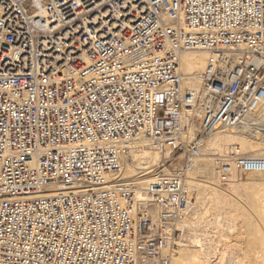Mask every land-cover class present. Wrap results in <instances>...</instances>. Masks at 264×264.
<instances>
[{
    "label": "built area",
    "instance_id": "built-area-1",
    "mask_svg": "<svg viewBox=\"0 0 264 264\" xmlns=\"http://www.w3.org/2000/svg\"><path fill=\"white\" fill-rule=\"evenodd\" d=\"M186 50L210 53L198 89ZM263 100L264 0H0V264H170L194 159L262 130ZM142 145L161 159L135 205ZM211 156L223 183L264 171Z\"/></svg>",
    "mask_w": 264,
    "mask_h": 264
},
{
    "label": "bare ground",
    "instance_id": "bare-ground-1",
    "mask_svg": "<svg viewBox=\"0 0 264 264\" xmlns=\"http://www.w3.org/2000/svg\"><path fill=\"white\" fill-rule=\"evenodd\" d=\"M209 56L210 53L204 50H186L181 53L179 69L182 75L181 82L183 86H187L193 89H198L201 87V74L204 72L207 66ZM263 110L264 100L258 105L256 113V119L263 126V129L254 132V136L248 135L245 132L237 131L232 128L217 130L214 133L210 134L206 139V152L202 156L194 159L193 166L191 168V171L189 172V175L194 176L195 178L203 179V177H201V174L204 172H199L201 169L200 166L207 165L208 168L205 169L206 173H210L207 172L210 169L213 175L220 180V183H223L221 177L222 174L219 170L216 169L211 155L215 153H226L228 149L233 145H238L239 151L242 153H246L252 156H264V144L261 146L252 147H248V145H246V140H251L252 142L264 140V119L262 116H260ZM256 144L258 145L261 143ZM153 157H159L161 159V154L158 151L149 149L144 146L139 150L132 151L130 153V159H128V161H125V159L123 160L125 162L120 176H122V179L132 181L127 178H133L136 173L133 168L134 165H130L131 162L136 163L138 162L137 159H140V163H144L145 160L151 159ZM144 168L146 169L147 167ZM197 175L201 176L197 177ZM233 175L235 180H251L250 178H254V180H257L258 178H264V171L247 172L245 176L239 177L238 174H235V170L232 168L229 171L227 180L229 181L231 179L230 177ZM136 176H138V173L136 174ZM107 178L113 180L117 179L115 175H109ZM149 180H151V178L147 179L144 185L141 182L132 181L136 186V190L133 196L135 205L138 204L139 200L142 201L147 199L143 188L146 186ZM227 180L223 184H226ZM192 183V181L189 182L191 188L194 191V196L192 198V201L187 205L184 213L181 216V219L176 225V229L177 231H179L178 241L176 243L178 247L176 248V251L170 256V264H211V259L214 257L217 258L219 255V249H217L219 247L216 248L215 245H213V243H215V238H219L221 241H228L227 238L223 236L222 232H220L221 230L218 229V227L220 226L221 228L224 227V224H221V217L219 214L220 212L215 211V217L211 215L210 206H208L207 203L204 205L201 203L202 200L196 196ZM242 184L246 185L248 184V181L242 182ZM199 203L202 204L200 209L195 210L194 208L196 204L199 205ZM232 216L233 215H230L227 219V227L231 233H233V229L231 227ZM210 221H216L214 224L215 226H209L210 224H206V222L213 224V222ZM187 234L191 235L186 237ZM223 258H225L224 252L219 257V261L223 262Z\"/></svg>",
    "mask_w": 264,
    "mask_h": 264
},
{
    "label": "rangeland",
    "instance_id": "rangeland-1",
    "mask_svg": "<svg viewBox=\"0 0 264 264\" xmlns=\"http://www.w3.org/2000/svg\"><path fill=\"white\" fill-rule=\"evenodd\" d=\"M260 116L264 119V110ZM256 143L261 144L257 145ZM263 144L264 140L254 142L246 140L248 147L261 146ZM137 161L130 164L131 166L136 165L135 167L133 166L136 172L135 176L127 178L135 182H141L144 185L145 181L151 178L147 175L151 171H146L142 174L144 176H136V174L159 164L160 158L153 157L145 160L144 163H140V159H137ZM144 167L147 168L145 169ZM200 168L199 172L204 173H200L202 176L197 175V177L201 176L203 179L196 178L192 183L196 196L202 200L201 203L203 205L207 203L210 206L212 216L215 217V211L220 212L221 224H224V227L221 228L220 226L218 229L221 230L220 232L228 240L226 242V240L221 241L219 238H215L213 245L216 248L219 247L217 248L219 249V255L217 258L211 259V264H264V178H258L257 180H254V178H250L251 180H235L233 175L229 181L227 180L226 184H223L213 175L210 169L207 171L210 173H206L205 169L208 168L207 165H202ZM139 169L142 170L139 172ZM246 181H248V184H242V182ZM201 203L199 205L196 204L194 209H200ZM230 215H233L231 219L233 233L227 227V219ZM215 222L213 224L206 222V224H210L209 226H211ZM189 235L191 234H187L186 237ZM223 252L225 258L221 262L219 261V257Z\"/></svg>",
    "mask_w": 264,
    "mask_h": 264
}]
</instances>
